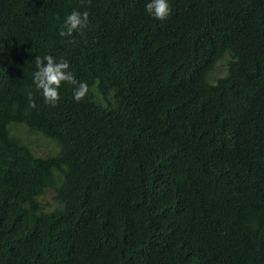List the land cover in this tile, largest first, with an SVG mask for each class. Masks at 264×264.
<instances>
[{
    "label": "trees",
    "instance_id": "16d2710c",
    "mask_svg": "<svg viewBox=\"0 0 264 264\" xmlns=\"http://www.w3.org/2000/svg\"><path fill=\"white\" fill-rule=\"evenodd\" d=\"M149 2L0 0V264H264V0Z\"/></svg>",
    "mask_w": 264,
    "mask_h": 264
},
{
    "label": "clouds",
    "instance_id": "9594fccd",
    "mask_svg": "<svg viewBox=\"0 0 264 264\" xmlns=\"http://www.w3.org/2000/svg\"><path fill=\"white\" fill-rule=\"evenodd\" d=\"M145 10L158 21H166L172 12L168 0H150L145 6ZM88 22L89 13L87 11L81 13L74 9L65 18L64 24L59 31V35L61 37H72L75 32L85 28ZM73 42V40H69V43ZM34 63L37 70L33 75V84L35 85V88L42 93L46 104L53 107L57 106V103L60 100L59 89L61 85L65 83L73 86V98L76 102L83 100L89 93L88 84L78 81L75 78L70 71L68 61L64 59L56 61L51 55H46L43 58L36 56ZM225 72L226 66L224 74ZM28 100L29 107L34 108L36 105L32 93H29Z\"/></svg>",
    "mask_w": 264,
    "mask_h": 264
},
{
    "label": "rangeland",
    "instance_id": "374dc122",
    "mask_svg": "<svg viewBox=\"0 0 264 264\" xmlns=\"http://www.w3.org/2000/svg\"><path fill=\"white\" fill-rule=\"evenodd\" d=\"M224 71H225V58H223L222 60L219 61V64L216 67L215 71L211 73V77L212 78L221 77L224 74ZM214 80L215 79H212V82ZM17 135L20 136L22 139H23V137L26 136L25 132L22 129H20L17 132ZM28 137L30 138V142H28V143H31V137L30 136H28ZM53 148H54V145L53 144H51L50 142H48L46 140L44 141L40 137L38 138V142H36V140H35V144H33V150H35V152L39 156H45V155L49 154L51 151H53L52 150ZM50 198H51V196L47 194L46 197L43 200L44 203H51V204H53L51 202Z\"/></svg>",
    "mask_w": 264,
    "mask_h": 264
}]
</instances>
